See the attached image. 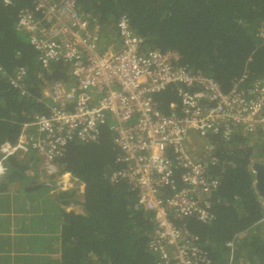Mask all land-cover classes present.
<instances>
[{
  "label": "trees",
  "instance_id": "obj_1",
  "mask_svg": "<svg viewBox=\"0 0 264 264\" xmlns=\"http://www.w3.org/2000/svg\"><path fill=\"white\" fill-rule=\"evenodd\" d=\"M33 1L13 0L7 5L0 0V145L16 142L23 124L49 111L46 88L55 82L72 84L69 65L55 63L50 71L42 69L29 41L30 33L18 27L21 11H34ZM75 1L78 9L90 17V23L100 27L102 44L111 41L108 38L117 39L116 23L125 16L130 30L145 38L146 48L175 52L179 65L216 81L221 92L230 94L236 89L251 103L257 101L255 92L264 89V40L259 36L264 27V0ZM21 67L27 70L24 96L9 80ZM191 91L207 90L195 86ZM155 100L161 111L169 113L171 104L179 102L177 88L172 86ZM240 130L228 142L211 138L217 162L208 170L219 179L208 196L212 223L174 221L178 227L186 224L211 264H264V221L259 222L264 211L255 170L251 168L255 162L264 165V139L256 135L260 126L253 133ZM33 157L7 162L9 171L0 184V196L11 192L8 186L15 181H21V185L14 193L38 192L35 189L45 186L33 187L26 182L27 172L35 165ZM116 158L107 126L97 143L71 142L66 146L57 162L85 185L82 199L76 197V191L57 192L56 197L52 191L54 210L61 216L56 242L49 238L36 248L30 244L16 256V264H158L149 247L154 213L136 208V192L128 182H109V176L119 168ZM8 197V203L17 199ZM35 202H15V212L21 214L15 220L25 221L28 214L34 218L38 211ZM70 204L79 205L81 211H66L65 206ZM233 239L235 250L230 262L228 243ZM55 245L58 255L53 259ZM1 264L7 262L2 260Z\"/></svg>",
  "mask_w": 264,
  "mask_h": 264
},
{
  "label": "built area",
  "instance_id": "obj_2",
  "mask_svg": "<svg viewBox=\"0 0 264 264\" xmlns=\"http://www.w3.org/2000/svg\"><path fill=\"white\" fill-rule=\"evenodd\" d=\"M33 3L34 11L19 14L18 27L30 33L42 69L50 71L55 63L69 65L72 84L55 82L46 88L49 111L23 124L16 142L0 145V179L8 173L4 163L33 155L41 161L40 172L57 180L56 184L46 180L47 186L63 191L72 188V182L77 186L79 181L57 160L71 142L97 143L107 126L119 166L109 182H128L136 192V208L154 213L149 247L158 264H211L186 224L180 228L174 221L212 223L208 196L219 179L209 174L208 167L217 161L212 155L215 145L208 139L216 136L228 142L240 129L253 133L258 126L256 135L264 139L260 115L264 89L255 92L257 101L251 103L236 89L221 92L216 81L179 65L175 52L146 48L125 16L116 23L117 39L102 44L100 27L90 23L75 0ZM259 36L264 40V27ZM9 80L26 95L25 68L15 70ZM172 86L179 102L164 113L155 97ZM195 86L207 91L192 92ZM260 202L264 211L262 195ZM228 248L231 262L234 239Z\"/></svg>",
  "mask_w": 264,
  "mask_h": 264
},
{
  "label": "crops",
  "instance_id": "obj_3",
  "mask_svg": "<svg viewBox=\"0 0 264 264\" xmlns=\"http://www.w3.org/2000/svg\"><path fill=\"white\" fill-rule=\"evenodd\" d=\"M6 177L7 175L5 178ZM3 181L4 179L0 181V184ZM15 182L8 186V190L13 189L14 185L18 186ZM28 183L33 187L41 186L39 184L35 185L34 181ZM16 190H20V186L15 190H10L11 192H8L5 196H0V243L3 245L0 246V258L1 261L5 260L7 264H16V256L21 252L23 253V250L29 249L30 244L36 248L45 240L49 242V238H53L56 242V239L54 238L56 237L57 227L60 224L58 223V219L61 221L59 213L58 215L52 213L54 210L52 195H49V199L45 200V197L47 196H39L33 194V192L24 193L23 196H19L20 193L12 192ZM23 191L24 190L21 192ZM8 194L17 198L16 201L8 203L7 199H5L6 196L8 197ZM22 200L36 201L34 205L37 206L38 211L34 218H30L32 214H28L27 216L29 217L25 216V221L15 220L16 216H21V214L15 212V202L17 205V203ZM65 210L68 211L66 208ZM15 224L21 225L17 227ZM30 227L31 229H29ZM3 238L6 239V243L3 242ZM52 253L51 257L56 259L58 255L56 245L54 246V251Z\"/></svg>",
  "mask_w": 264,
  "mask_h": 264
},
{
  "label": "rangeland",
  "instance_id": "obj_4",
  "mask_svg": "<svg viewBox=\"0 0 264 264\" xmlns=\"http://www.w3.org/2000/svg\"><path fill=\"white\" fill-rule=\"evenodd\" d=\"M109 39V38H108ZM256 138H258V137H256ZM202 140H204V139H202ZM201 140V141H202ZM249 140V139H248ZM208 142H210V143H212V141L210 140V139H208ZM202 145H204V144H202ZM201 146V145H200ZM215 149H216V146H215ZM215 151V150H214ZM214 151H213V153H212V155H214ZM256 164H257V162H255ZM5 164V166L7 167V169H8V171H9V167L7 166V163H4ZM40 164H41V161H36L35 162V165H34V167L30 170L31 171V173H32V175H28L27 176V183L28 182H33V181H39V180H41V181H43V182H39V184H41V183H46L47 181L46 180H48L49 182H51V183H53V184H56V182H57V180L55 179H53V178H51V177H46L44 174H42L41 172H40V170H39V167H40ZM261 165H262V163H260ZM253 165V164H252ZM3 179H5V177L3 176L1 179H0V181L1 180H3ZM15 183H17L18 184V186H20L21 185V181H17V182H15ZM73 184H71L72 185V188H68V190H65V191H63V190H57V188L56 187H50V186H47V185H45V186H41V187H39V188H37V189H35V190H40V191H38V192H33V194H36V195H39V196H48V194H50V195H52L53 196V199H54V193L52 192V191H55V197H56V193L58 192H73V191H76L77 192V195H76V197L78 198V199H82V194H83V192H84V189H85V185L80 181L79 182V185H75V183L74 182H72ZM18 186H16V185H14V187H13V189H9V190H15V189H17L18 188ZM56 186V185H55ZM80 186H81V188H80ZM42 190H44V191H42ZM49 190V191H48ZM23 194H24V192H21L20 193V195L19 196H23ZM65 208L69 211V210H76V211H81V208H80V206L79 205H74V204H70L69 206H65ZM52 213L53 214H55V215H58V212L57 211H52ZM60 218V217H59ZM59 220V219H58ZM26 253V252H25ZM26 254H28V253H26ZM29 259H31L30 258V256H29Z\"/></svg>",
  "mask_w": 264,
  "mask_h": 264
},
{
  "label": "water",
  "instance_id": "obj_5",
  "mask_svg": "<svg viewBox=\"0 0 264 264\" xmlns=\"http://www.w3.org/2000/svg\"><path fill=\"white\" fill-rule=\"evenodd\" d=\"M256 174V184L259 193L264 197V165L253 164Z\"/></svg>",
  "mask_w": 264,
  "mask_h": 264
},
{
  "label": "clouds",
  "instance_id": "obj_6",
  "mask_svg": "<svg viewBox=\"0 0 264 264\" xmlns=\"http://www.w3.org/2000/svg\"><path fill=\"white\" fill-rule=\"evenodd\" d=\"M36 161H39V160H36V159H35V162H36ZM252 166H253V165H252ZM28 175H32V173H31L30 170L27 172V176H28ZM27 176H26V177H27ZM4 177H5V176H4ZM41 180H42V179H41ZM41 180H39V181H34L35 185H38L39 182H43V181H41ZM31 183H32V182H31ZM39 185H46V184H45V183H41V184H39ZM156 260H157V259H156Z\"/></svg>",
  "mask_w": 264,
  "mask_h": 264
},
{
  "label": "bare ground",
  "instance_id": "obj_7",
  "mask_svg": "<svg viewBox=\"0 0 264 264\" xmlns=\"http://www.w3.org/2000/svg\"><path fill=\"white\" fill-rule=\"evenodd\" d=\"M145 39V38H144Z\"/></svg>",
  "mask_w": 264,
  "mask_h": 264
}]
</instances>
